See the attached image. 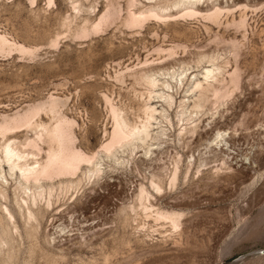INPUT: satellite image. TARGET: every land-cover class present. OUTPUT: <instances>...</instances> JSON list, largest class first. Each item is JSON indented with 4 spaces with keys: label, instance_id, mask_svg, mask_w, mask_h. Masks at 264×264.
I'll use <instances>...</instances> for the list:
<instances>
[{
    "label": "rangeland",
    "instance_id": "obj_1",
    "mask_svg": "<svg viewBox=\"0 0 264 264\" xmlns=\"http://www.w3.org/2000/svg\"><path fill=\"white\" fill-rule=\"evenodd\" d=\"M53 1L0 0V35L37 49L0 52V122L41 113L0 136V264H264V0ZM51 96L95 159L29 182L4 147L48 161L28 142ZM148 106V139L104 151L113 110L136 127Z\"/></svg>",
    "mask_w": 264,
    "mask_h": 264
},
{
    "label": "bare ground",
    "instance_id": "obj_2",
    "mask_svg": "<svg viewBox=\"0 0 264 264\" xmlns=\"http://www.w3.org/2000/svg\"><path fill=\"white\" fill-rule=\"evenodd\" d=\"M52 1L53 0H50V2H52ZM53 2H55V0ZM191 2H193V1L189 0V4ZM194 13H195L194 10H192V11H188L185 15L193 16L192 14H194ZM216 14H217V11H216ZM215 15H212L211 18H213ZM129 16L130 15H128V17ZM147 16L148 15H146V17L143 16L142 13L139 16L138 15L136 16L135 14H133L130 17L131 20H129L130 27H135V28L140 27V26L142 27L143 26L142 23H145L144 21L148 20L150 18V16H149V18H147ZM153 16L155 18L156 17L159 18V15L154 14ZM104 17H106V16H104ZM106 18H108V15ZM216 18H217V16H216ZM113 19H114V17H113ZM104 20H103V22H104ZM99 25L101 26V24H99ZM127 26H129V25L127 24ZM97 27H99V26L97 25ZM97 27H96V30H97ZM97 31H99V30H97ZM13 50H19V51L24 52V53H31L33 50H37V49H33V50L28 49L25 46L19 45L15 42H12L8 38H6L5 36L0 35V52H2V51H4V52L5 51H12L13 52ZM21 52H19V53H21ZM33 53H32V55H33ZM215 77H216L215 71L212 69L211 70L208 69L206 72V76H205L206 80L208 81L210 78H215ZM232 79H233L232 81L233 82L235 81L234 83L236 84V78L234 77V75H233ZM147 82L151 88L156 87V81L154 79L153 80L149 79ZM216 92H218V91H216ZM217 94H215V95H217ZM170 99H171V97H170ZM65 103L66 102L64 100H61L59 98L51 96V100H50L49 104L47 102V104H48L47 110L55 115L56 125L52 126L50 128L48 126H43L44 133L40 134V136L38 138L31 140L32 142L31 141L28 142L29 147L35 148L36 150L42 149L39 146L40 145L39 142H42V143L46 142V144L48 142L50 144V146L52 148H54V151L53 150H51V152L48 151L49 154L51 153L50 155H47V156H49L47 159L48 161L45 160V163L44 162L39 163L36 160H34L35 162L33 164H36L37 166H33V165H31V163L30 164L28 163L29 162L28 161L29 159L27 158L28 155L25 156L24 152L20 153V151L19 152L16 151V148H14L13 145H10L11 142L10 143L8 142L9 144L6 143V146L4 147V151H3V153H4L3 156L6 160V163L9 165V168L12 172H14L15 170H19L22 177L26 181L33 179L35 182H39V180L42 176H47V178L48 177L50 178L52 176L55 177L54 176L55 174L58 177L76 176L78 171H80L79 169H80V166L82 163L86 162V164H88V163H91L92 161H94L95 157H92V159H90L91 158L90 156H87V155L83 156L80 152L77 151V149L75 147L76 146V144H75L76 139H75V135H74L75 134L74 133V126L76 123L74 121L68 119L61 112L62 108L65 107V105H66ZM44 107H46V104H45V106L43 104V108ZM111 108H113V106ZM115 111L116 110H113V113H112V115H113L112 117L114 118L113 119L114 120L113 121L114 122V131L112 132L111 139L105 145L102 146L104 151H106L107 153H112L113 150H115L117 146H121V148H122L126 145H129V144L132 145V143L136 144V143L145 142V140L148 139V137L150 136V130L149 129L151 126V121L155 119L157 109H155L154 107L148 106V108L146 109V111H147L146 112V115H147L146 122H144L142 124V126L138 125L139 127L138 126L130 127L128 125V123L126 122V120L123 117H121L120 115H118ZM111 112H112V109H111ZM39 113H40V108L30 107L28 110H26V112L24 114L18 113L14 117H9L7 115L2 116V120L0 122V136L5 137L8 134L16 133L22 127H34L33 121H34V119L39 117V116H37V115H39ZM36 124L37 123L35 122V126H36ZM43 135H45L47 137V138H45L47 141L46 140L43 141V139L45 137V136L43 137ZM0 149H2V148H0ZM39 152H41V150ZM31 155L33 156L35 154H31ZM88 157H90V158H88ZM174 170H175L174 174L172 175L173 177L171 178L173 185L177 184L175 182L178 179V168L175 167ZM96 172H99V170L96 169ZM52 173L54 175L50 176ZM11 174H13V173H11ZM158 190H160V188ZM145 209H147V207ZM149 209H150V207H149ZM156 215L159 219L164 218V219L171 220L173 222L174 226L178 225L177 219L179 216H177L176 214L156 212Z\"/></svg>",
    "mask_w": 264,
    "mask_h": 264
}]
</instances>
